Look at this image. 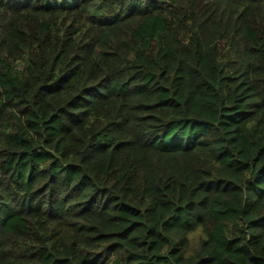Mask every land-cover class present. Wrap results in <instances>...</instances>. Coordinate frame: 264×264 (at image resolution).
Segmentation results:
<instances>
[{"label":"trees","instance_id":"obj_1","mask_svg":"<svg viewBox=\"0 0 264 264\" xmlns=\"http://www.w3.org/2000/svg\"><path fill=\"white\" fill-rule=\"evenodd\" d=\"M0 264H264V0H0Z\"/></svg>","mask_w":264,"mask_h":264}]
</instances>
